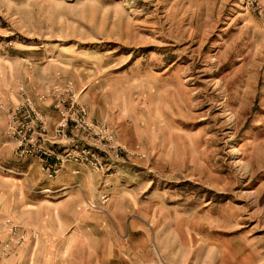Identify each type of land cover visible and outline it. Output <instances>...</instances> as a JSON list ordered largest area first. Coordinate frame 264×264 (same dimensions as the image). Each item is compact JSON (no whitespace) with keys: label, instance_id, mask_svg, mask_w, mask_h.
<instances>
[{"label":"rangeland","instance_id":"1","mask_svg":"<svg viewBox=\"0 0 264 264\" xmlns=\"http://www.w3.org/2000/svg\"><path fill=\"white\" fill-rule=\"evenodd\" d=\"M27 125L89 160L49 179ZM0 264H264V0H0Z\"/></svg>","mask_w":264,"mask_h":264},{"label":"built area","instance_id":"2","mask_svg":"<svg viewBox=\"0 0 264 264\" xmlns=\"http://www.w3.org/2000/svg\"><path fill=\"white\" fill-rule=\"evenodd\" d=\"M55 90H57V97L58 99L60 98V95L63 93V94H66L68 95L71 100H72V105L75 106L76 102H77V93H76V90L73 86L72 83H67L63 86H58V87H55ZM55 92V91H54ZM73 99H76L73 100ZM29 107L32 106V103L29 102ZM78 104V103H77ZM57 105H59L58 107H56L60 113V115L66 119H64L61 124L58 125L57 127V135L60 137V138H65L66 135H67V122H68V119H70L71 121L73 122H80V121H84L86 122V119H87V113L85 111V109L83 108H80V115L76 118V117H71L69 114L67 115L66 112L64 111L63 107H62V101L61 100H58V103ZM79 105V104H78ZM32 108V107H31ZM33 116V115H32ZM26 120H31L29 118L30 115H29V118L27 117V115L25 116ZM39 119H43L42 116H39ZM27 123L29 125L32 124V121L29 122L27 121ZM29 125L27 126H24L22 129H21V132L23 133H16V132H13V138L14 139H19L20 137L22 138L21 142H20V147H19V154L21 155L20 157L22 158H30V157H34V155H40L41 157H48V158H56V161H57V166H52V167H45L43 168V171L46 172L47 174V177L49 179H56L58 178L62 173H64L65 171V167L67 164H72V165H85L84 162L88 161V157L85 155V153H79V152H76L74 151L73 149L72 150H66L63 154H57L55 151H52V150H48L45 146H40L38 152H36L35 150H31L32 147L36 148L38 147V143H37V134H38V130H40V128L38 129H35L34 127H30ZM45 132V131H43ZM19 135V137H16V135ZM32 137V138H31ZM23 138H24V141H23ZM57 142H60V141H56L54 142L53 145H60L59 143L57 144ZM89 164L94 168V170H104L103 169V165H102V162L98 159H91ZM75 174H77V172H74ZM101 203L103 205L107 204L108 203V197L107 196H103L101 198ZM89 206L92 208V209H95V205H92L89 203ZM14 229H16L15 227L11 230L12 232L14 231Z\"/></svg>","mask_w":264,"mask_h":264},{"label":"crops","instance_id":"3","mask_svg":"<svg viewBox=\"0 0 264 264\" xmlns=\"http://www.w3.org/2000/svg\"><path fill=\"white\" fill-rule=\"evenodd\" d=\"M87 181H88V178L86 177L85 182L83 183L87 184L86 183ZM35 208L37 209L36 212H30V213H36L35 217L33 215V218H32L30 213H26L25 215H23L22 220L28 224L27 226L40 230L42 234H46L44 238L46 237L56 238L58 236H62L73 227V222L76 218L77 206L63 202L60 204L53 205V207H48L47 205L39 204ZM49 210H51L50 212H52L51 214L52 219H54L55 223L57 224L58 228L56 231L53 230V228L49 227L48 222L45 221V218H46L45 213L49 212ZM25 211L29 212L27 209ZM5 213H7V215L12 213L11 208L9 206L7 210L5 211ZM17 216L19 215L17 214ZM76 236H82V238L84 237L88 241V243H90L91 242L90 237L93 239V237H95V233L89 234V230L84 231V233L82 231L73 233L72 235H70L68 239L69 246L75 243Z\"/></svg>","mask_w":264,"mask_h":264}]
</instances>
